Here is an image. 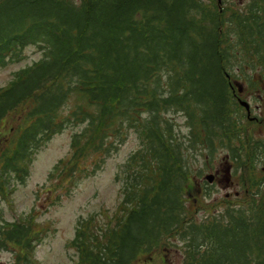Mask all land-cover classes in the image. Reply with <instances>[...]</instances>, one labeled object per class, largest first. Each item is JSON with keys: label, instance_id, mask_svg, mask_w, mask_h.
Masks as SVG:
<instances>
[{"label": "trees", "instance_id": "obj_1", "mask_svg": "<svg viewBox=\"0 0 264 264\" xmlns=\"http://www.w3.org/2000/svg\"><path fill=\"white\" fill-rule=\"evenodd\" d=\"M29 45L43 57L0 88V203L67 124L80 129L47 176L57 189L93 175L131 131L139 146L117 175L118 211L77 220L75 264H140L171 249L179 264H264V0L228 18L198 0H0V68ZM232 82L263 94L260 117L245 118ZM170 112L184 117L186 148ZM196 149L225 151L240 187L200 218L186 205ZM201 194L207 203L211 189ZM35 219L7 221L0 205V253L12 256L0 264L37 263Z\"/></svg>", "mask_w": 264, "mask_h": 264}, {"label": "rangeland", "instance_id": "obj_2", "mask_svg": "<svg viewBox=\"0 0 264 264\" xmlns=\"http://www.w3.org/2000/svg\"><path fill=\"white\" fill-rule=\"evenodd\" d=\"M80 3V0H71ZM203 4H210L209 0H198ZM233 1V2H231ZM248 0H226L223 7L231 8L235 5L239 8ZM232 3V4H231ZM230 4V5H229ZM238 10V9H235ZM25 57L17 63L0 68V87L6 86L11 80L13 73L22 67L32 64L42 56L41 50L34 45L25 49ZM245 86L244 83H240ZM263 94L258 91L245 90L243 97L251 105V115L260 117L262 114L261 102ZM169 119L173 124L178 141L184 142L185 148L188 142L184 137L187 128L184 125V117L170 112ZM79 126L67 124L59 133L34 155L31 170L24 184L17 185L16 190L7 201L1 200L3 218L14 221L19 216L32 215L38 223L41 231V242L36 246L34 257L39 264H75L76 254L69 248L68 243L73 238L78 219L92 217L94 222L102 223L103 215L118 211V205L122 200L121 181L117 178L120 167L127 158L139 146V140L133 132H129L125 140L118 146L112 155L105 156L104 162L93 175L80 181L75 186L66 189L50 187L51 181L47 182V176L59 159H65L69 154L70 140ZM187 157L192 178L197 185L192 195L196 199H188L186 205L196 210V218L209 215L212 212L223 209V199H233L234 194L240 191L239 184L233 176V166L228 155L223 150H217L212 156L206 151L196 149L188 150ZM228 167L227 173L225 172ZM214 174L215 180L209 185L205 182L206 174ZM227 178V181L225 178ZM211 189L207 203L221 204L215 210L202 199L201 190ZM229 193L228 198L225 195ZM207 209H210V213ZM103 216V217H102ZM172 250V249H171ZM166 250L151 259H142L140 264H179L178 255L174 251ZM164 256V262H158ZM12 256L9 252L0 253V261L10 262ZM136 264V263H135Z\"/></svg>", "mask_w": 264, "mask_h": 264}, {"label": "water", "instance_id": "obj_3", "mask_svg": "<svg viewBox=\"0 0 264 264\" xmlns=\"http://www.w3.org/2000/svg\"><path fill=\"white\" fill-rule=\"evenodd\" d=\"M238 90L241 91V88L238 87ZM239 104L241 106H243L245 108V110L247 111V114H249V105L246 102L241 101V100H239ZM206 179L208 182H211L213 180V175H207Z\"/></svg>", "mask_w": 264, "mask_h": 264}, {"label": "flooded vegetation", "instance_id": "obj_4", "mask_svg": "<svg viewBox=\"0 0 264 264\" xmlns=\"http://www.w3.org/2000/svg\"><path fill=\"white\" fill-rule=\"evenodd\" d=\"M241 1H242V0H239L240 3H241ZM248 1H249V0H248ZM248 1H247V2H248ZM215 2H216V0H215ZM219 3L221 4V3H222V0H220ZM222 6H223V5H222Z\"/></svg>", "mask_w": 264, "mask_h": 264}]
</instances>
